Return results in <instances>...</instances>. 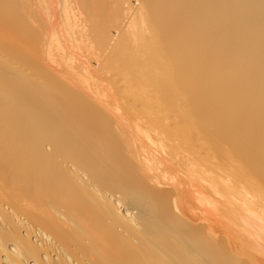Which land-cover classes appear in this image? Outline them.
Listing matches in <instances>:
<instances>
[{
    "label": "bare ground",
    "instance_id": "obj_1",
    "mask_svg": "<svg viewBox=\"0 0 264 264\" xmlns=\"http://www.w3.org/2000/svg\"><path fill=\"white\" fill-rule=\"evenodd\" d=\"M61 1L0 0V264H264V0Z\"/></svg>",
    "mask_w": 264,
    "mask_h": 264
},
{
    "label": "rangeland",
    "instance_id": "obj_2",
    "mask_svg": "<svg viewBox=\"0 0 264 264\" xmlns=\"http://www.w3.org/2000/svg\"><path fill=\"white\" fill-rule=\"evenodd\" d=\"M59 1H61V0H59ZM62 1H63V2H62ZM62 1L59 2V3H60V5L63 3V4H62L63 8H64V5H66V4H70V5H68V6H70V7H71V4H73V9H72V7H71L72 11L82 13L83 10H84V15L82 14L84 17L86 16V12L88 11V9H89V11H90V9H91V8H90V4H85V3H88V2H89V1L86 2L87 0H81V1L78 0L79 5H77V3H75L76 6L74 5V0H71L72 3H71L70 0H69V3H67L68 0H67V1H66V0H62ZM65 1H66V2H65ZM75 1L77 2V0H75ZM79 1H80V2H79ZM82 1H83V2H82ZM81 2H82V3L85 2V3L83 4V6L85 5L86 7H83V8H86L87 11H86V9H83L82 6H80V5H82V4H80ZM65 3H66V4H65ZM89 3H90V2H89ZM78 6L82 8V12H81V10H79V7H78ZM60 7H61V6H60ZM60 7H59V8H60ZM75 7L78 8V9H76ZM81 8H80V9H81ZM75 10H76V11H75ZM77 10H78V11H77ZM92 10H93V9H92ZM85 11H86V12H85ZM89 11H88V12H89ZM90 13H91V12H90ZM90 13L87 14V15H88V16H91L92 14H90ZM86 17H87V16H86ZM87 18H88V17H87ZM224 144H225V145L223 146L224 149H223V148H222V149L225 150V151H227V149H225V148H227V147H226L227 144H226V143H224ZM222 145H223V144H222ZM228 147H229V146H228ZM232 147H233V146H232ZM257 147H259V146H257ZM233 148H234V147H233ZM232 151H233V149H231V151H230V155H229L230 157H229V158H231V154H232L231 152H232ZM234 152H235V151H234ZM236 152H238V151H236ZM239 152H240V151H239ZM225 153H226V152H224L223 154H221V157L223 156V157L225 158ZM238 154H239V156L241 155V153H238ZM238 154H237V155H238ZM226 155H228V154L226 153ZM232 155H233V154H232ZM235 155H236V153H234V156H235ZM237 155H236V156H237ZM242 155H243V154H242ZM242 155H241V156H242ZM236 156H235V157H236ZM239 156L236 157L237 160L239 159ZM241 156H240V158H241ZM223 157H222V158H223ZM232 157H233V156H232ZM235 157H233V158L235 159ZM243 157H244V156H243ZM243 157H242V159H243ZM224 158H223V159H224ZM227 158H228V157L226 156V158H225V160L227 161L226 163H225V161H223V160H222L221 162H223V164L225 163L224 165H225L229 170H232V169H233V168L230 169L232 166L234 167V169H233V171H230V172H229V170H226V171H227V172H226L227 174H225L224 169H225L226 167L223 168V173H224L223 175H224L225 177L228 175L227 178L224 177L223 182L225 181L224 183H226V182L228 181V180H227L228 177L231 178L232 176H234L235 173H237V172H234V171H237V170H238V173H239V175H240L241 177L238 176V177H240V178H238V177L236 176V175H237V174H236L233 178L235 179V177H236V178L240 179V180H239L240 183L238 182V184H239V186H240V187L238 186L239 189H240V192L243 193V191H241V190H242V189H241V188H242L241 184L244 182L246 185H245L244 183H243V185H245L246 188H245V186H243V189H244L246 192H249V193L253 196V198H254V196H255L257 200H258L259 198H261V202H263V201H264V192H263V191H264V177L261 176V172H260V173H259V172H256L257 168L259 167V166L257 165V163H256V162L254 163V161H252L250 158H248V159H249V162H250V163H249V162L247 161V157H246V161H247L246 164H245V162H246L245 159H244V160L241 159V160H240L241 163L238 162L237 164H236V163L234 164V162H233L232 160L230 161L229 158H228V160H227ZM233 158H232V159H233ZM236 159H235V160H236ZM218 160H219V159H218ZM235 160H234V161H235ZM237 160H236V162H237ZM229 161H230V162H233V163L231 164V163H229ZM238 161H239V160H238ZM242 162H243V164H242ZM259 162H261V161H258V164L260 165L261 163H259ZM262 162H263V161H262ZM233 164H234V165H233ZM254 164H255V165H254ZM263 164H264V163H263ZM221 165H222V164H221ZM229 165H230V166H229ZM235 165H237L238 167H236ZM240 165H241V166H240ZM243 165L246 166V167L249 169V171H250L251 173L248 171V169L245 170L246 167H244ZM256 165H257L258 167H253V168H251L252 166H256ZM261 165H262V164H261ZM222 166H223V165H222ZM228 166H229L230 168H229ZM239 166H240V167H239ZM249 166H251V167H250L251 169L249 168ZM223 167H224V166H223ZM242 167H244V168H243L244 170L242 169ZM227 168H226V169H227ZM261 168H262V167H261ZM263 168H264V167H263ZM236 169H237V170H236ZM260 170H261V169H260ZM262 170H264V169H262ZM258 171H259V170H258ZM240 172H241V173L243 172V173L240 174ZM246 172H247V173H246ZM229 173L231 174V177H230V174H229ZM248 173H249V175H251L250 177L248 176ZM257 173H259L260 175L258 176ZM232 174H233V175H232ZM245 174H246V175H245ZM262 175H264V171H263ZM252 176L257 180V182H256V180L253 181L254 178H251ZM247 177H248V178H247ZM244 178H245L246 180H245ZM243 179H244V181H243ZM247 179H249V180H247ZM262 179H263V180H262ZM235 180H236V179H235ZM260 180H261V181H260ZM241 181H243V182H241ZM247 182H248V184H249L250 186L247 184ZM253 182H255V183H253ZM262 182H263V184H262ZM259 184H260V186H259ZM253 185H254V186H253ZM256 185H257V186H256ZM247 186L249 187L248 189H249L250 191L247 190ZM255 187H256L257 189L259 188V190H262V191L259 192ZM254 189H255L256 191H255ZM251 190H252V191H251ZM237 191H239V190H237ZM246 192H244V194H242V195L244 196V198L248 195V193H246ZM260 194H261V195H260ZM256 199H254V201H257ZM262 199H263V200H262ZM258 202L260 203L259 200H258ZM263 203H264V202H263ZM260 204H261V203H260ZM246 251L251 252L252 250L247 249Z\"/></svg>",
    "mask_w": 264,
    "mask_h": 264
}]
</instances>
